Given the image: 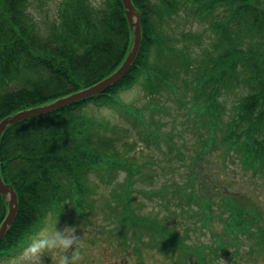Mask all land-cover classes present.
I'll list each match as a JSON object with an SVG mask.
<instances>
[{
  "label": "trees",
  "instance_id": "1",
  "mask_svg": "<svg viewBox=\"0 0 264 264\" xmlns=\"http://www.w3.org/2000/svg\"><path fill=\"white\" fill-rule=\"evenodd\" d=\"M30 2L0 0V120L95 84L117 69L133 46L134 29L122 0H63L62 30L53 28L48 35L39 29ZM133 3L141 13L137 58L121 81L87 101L113 102L119 92L143 80L151 109L164 111L162 102L171 99L178 111L186 110L182 122L188 124L194 141L179 145L173 133L163 131V121L154 117L146 121L144 108L123 105L124 114L137 127L146 125L148 131L142 130L141 135L155 138L160 150L164 141L167 164L174 156L182 159V167L189 163L182 180L169 177L161 187L150 188L131 184L127 192L136 189L151 200L159 195L177 198L182 193L199 204L205 218L226 213L223 248L250 238L257 251L264 253V218L253 208L237 204V197L264 201L257 192L264 185V0ZM181 8L200 20L210 19L216 40L191 53L188 46L195 37L165 34L164 21ZM175 41L184 45L177 47ZM230 99L233 103L227 109ZM85 103L30 117L5 130L0 140L1 174L14 185L19 210L0 241V261L22 251L49 215L61 214L67 203L76 209L78 205L77 213L83 215L92 173L103 169L112 179L117 169L127 168L130 181H136L131 179L137 167L127 152H121L128 146L125 135L81 114L78 109ZM159 172L149 167L143 174L153 180ZM125 202L128 227L137 231L144 227L173 238L166 221L137 214L130 198ZM8 207L7 196L0 192V226ZM160 210L173 217L172 205H160ZM195 251L199 262L203 261L201 251Z\"/></svg>",
  "mask_w": 264,
  "mask_h": 264
},
{
  "label": "rangeland",
  "instance_id": "2",
  "mask_svg": "<svg viewBox=\"0 0 264 264\" xmlns=\"http://www.w3.org/2000/svg\"><path fill=\"white\" fill-rule=\"evenodd\" d=\"M62 1L31 0V12L38 21L39 29L44 34L48 35L49 30L51 31L53 28L62 30L59 18V8ZM181 15H184L183 11H181ZM171 23V25L166 23L165 27H162L161 30L165 34L169 35L170 33L179 37L181 32L191 34L203 32L208 41L214 38L207 24H202L197 19L191 20L189 17L180 16L177 23L175 21ZM176 43L177 41H175ZM182 45L184 44H176L177 47ZM191 53H193V50ZM140 84L139 81L132 89L118 93L117 100L121 103H132L135 107L144 108L146 110V121H149L152 117L157 121H163V131L173 133L172 138L179 145L182 144V141L191 144L194 141L193 135L188 132V124L182 122V116H185L186 110L183 112L178 111L177 108L179 107L176 102L170 99L162 102L165 110H160L157 113L150 108L151 98L144 93L143 86ZM79 103L84 102L81 100ZM232 103V99L228 100L227 109L231 107ZM85 104H82L78 111L93 120L110 124L116 128L121 136L125 135L124 138L128 146L126 145L124 149L122 147L121 152L128 153L127 158L134 164L133 166L137 167V172L131 179L136 181H130L127 168L117 169L112 179L103 169L99 173H92L94 179L91 185L92 194L87 197L86 203L83 204V215L79 216L77 213L75 215L69 206L63 215L50 217L46 222L44 229L50 227L57 220L58 228H63L65 225L76 226L75 234L79 236L74 252V255L78 257L76 264H264V253L257 251L258 247L252 244L250 238H243L242 243L239 241L236 244L233 243L234 245L229 244L226 248H223L221 240L226 241L225 236L222 235L226 213L220 215L215 212L212 219L210 217L206 220L202 213L197 212L199 204L190 203L182 193H178L177 198L159 195L152 200L148 199L139 190L128 193L127 186L133 184L134 188H137L135 183L137 186L150 188L160 186L169 177L182 180L189 163L186 162L185 166L182 167V159L174 156L170 164H167L163 152L167 151L164 141H160V145H163L160 150L155 138L148 139L146 134H140L142 130L148 131L146 125L141 124L137 127L133 118L126 116L124 111L120 110V107L118 108L114 103L110 102L104 105ZM132 142L135 144L130 147ZM168 165L171 167L167 170L162 168V166ZM230 165L227 162V166ZM138 167L146 174L149 167H154L160 172L158 176L151 180L147 179L145 174L140 173ZM237 176H239V173H237ZM257 192L261 200H264V185L260 186ZM130 195L131 197H129ZM129 198L130 205L137 214L150 216L152 219L161 222L166 221V225L174 231L173 240L175 241L177 235L189 246L200 250L203 261L199 262L197 256L189 257L182 254L174 247L168 248L163 240L160 244V239L149 233L148 230L142 231V240L136 242L134 228L128 230L124 227V220L121 219L123 207L127 205L125 200ZM237 200V204L253 208L256 214L259 212L264 218V201H259L256 198L238 197ZM160 205H172L173 209L190 214L183 218L178 217L180 213L174 212L173 217L169 218L164 214L166 211L160 210ZM201 246L205 247L202 248ZM26 248L22 253L0 264H34L26 257ZM74 248L75 245L69 250V254ZM248 252H250L253 259L249 258ZM42 260L41 264H56V256L53 253L43 255Z\"/></svg>",
  "mask_w": 264,
  "mask_h": 264
},
{
  "label": "water",
  "instance_id": "3",
  "mask_svg": "<svg viewBox=\"0 0 264 264\" xmlns=\"http://www.w3.org/2000/svg\"><path fill=\"white\" fill-rule=\"evenodd\" d=\"M126 8H127V16L129 17V20L133 27H135V47L131 50L123 64L110 76L103 79L101 82L97 83L96 85L88 88L84 91H79L77 93H74L68 97L60 98L56 100L55 102L35 107L31 109H27L26 111H19L13 115L5 116L3 120L0 121V139L5 131V129L14 123L20 122L26 118L33 117L41 114H45L47 112L57 110V108L64 107L68 104H72L80 99L86 98L90 95L96 94L97 92H102L106 90L109 86L115 84L118 82L127 72V69L131 67V64L135 60L138 50L140 47L141 42V24H140V13L138 9L133 4L132 0H123ZM0 191L4 194H7L10 199V209L8 212V215L3 222L1 228H0V240L5 235L7 229L9 226H11L17 211H18V201H17V193L13 187L12 184H7L3 181L1 173H0Z\"/></svg>",
  "mask_w": 264,
  "mask_h": 264
},
{
  "label": "clouds",
  "instance_id": "4",
  "mask_svg": "<svg viewBox=\"0 0 264 264\" xmlns=\"http://www.w3.org/2000/svg\"><path fill=\"white\" fill-rule=\"evenodd\" d=\"M57 222L34 236L27 245L25 255L34 264H41L42 256L48 253L55 254L56 264H76L78 257L74 252L79 238L75 234L76 226L58 228ZM73 245L75 248L69 254Z\"/></svg>",
  "mask_w": 264,
  "mask_h": 264
},
{
  "label": "bare ground",
  "instance_id": "5",
  "mask_svg": "<svg viewBox=\"0 0 264 264\" xmlns=\"http://www.w3.org/2000/svg\"><path fill=\"white\" fill-rule=\"evenodd\" d=\"M97 83L93 84V85H96ZM80 100H83V102H86L87 99L83 98V99H80ZM14 124H17V123H14ZM14 124H11V125H14Z\"/></svg>",
  "mask_w": 264,
  "mask_h": 264
}]
</instances>
